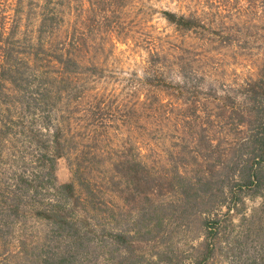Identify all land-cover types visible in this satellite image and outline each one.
<instances>
[{"label":"rangeland","instance_id":"obj_1","mask_svg":"<svg viewBox=\"0 0 264 264\" xmlns=\"http://www.w3.org/2000/svg\"><path fill=\"white\" fill-rule=\"evenodd\" d=\"M33 1L36 0H23L19 10L22 16L20 30L27 33L36 22ZM200 5L227 10L224 15L228 16L221 20L225 27L221 30L210 27L201 35L184 33L175 30L160 16L161 9L185 13L188 8L182 0H128L119 16L117 13L109 15L112 21L116 15L122 27L129 28L127 36L122 32L118 36L108 34L104 26L90 32L91 44L88 42L86 59L99 64L96 71L100 76L92 78L84 70L80 76L82 87L78 88L89 93H103L110 103L101 121L107 134V144L102 148L116 146L115 149H119L117 145H121L128 135L137 142L145 160L157 163H164L166 158L172 165L177 161V153L186 155L187 161H190V154L215 155L232 151L241 153L240 161L249 158V132L241 137L229 129L226 122L234 115L228 117L227 108L222 107L229 104L230 99L239 100L242 95L250 101L254 97L260 105V120L264 123V0H207ZM250 9L257 15L244 13ZM237 11L243 15L237 17ZM70 16L71 13L64 26L70 24ZM118 29L122 31V28ZM220 31L228 32V40H222ZM152 44L166 53L163 63L167 78L196 81L202 87H192L196 89L183 92L178 100L163 95L167 115L157 123L139 120L135 125L133 116L126 109V126L116 119L120 125L115 128V124H107L110 115L119 103L129 97L133 99L128 78L141 76L147 49ZM175 46L181 47L179 56L169 54ZM174 57H179L177 60L182 69ZM252 81H263L262 86H241ZM194 95L198 103L204 102L203 107L195 106L196 114L200 115L198 120H202L201 126L178 120L179 113L187 111V104ZM9 100L12 99L2 98L4 102ZM203 109L210 114L207 119ZM38 114L41 112L35 111L32 126L44 133ZM81 125L75 124L73 128L71 124L75 139L68 143L70 147L85 143L88 126L83 129ZM19 130L20 125L7 129L5 134L0 130L1 182L11 183L9 176L13 169H22L26 177L37 174L39 178H27L34 190L32 202L47 203L53 199L52 183L71 179L68 161L63 156L56 158L52 177L47 174L48 179L40 178L42 173L35 169L37 164L32 160L36 152L34 146L20 140ZM14 152H22L23 168L14 167L7 159V154ZM106 157L105 154L97 155L88 165L90 172H83L98 196L95 197L97 204L88 205L93 208L88 213L90 223L80 230L86 233L75 235L72 230L52 226L25 210L20 222L12 223L13 228L9 229L7 225L2 229L5 234L2 233L0 238V264H264V182L257 188L244 186L234 172L224 181L229 184V189L221 193L218 189L212 190L214 194L209 197L204 196L200 188L167 186L161 193L133 198L137 190L109 182L112 173L102 164ZM162 165L164 167L154 164L155 170L162 172L170 164ZM186 169L187 177L191 179L199 168L194 163ZM261 170L264 181V166ZM69 213V217H79L81 205L72 202ZM23 219L24 223L21 222ZM118 231L128 236L126 243L113 242V233ZM20 237L29 245L26 252L31 259L28 261L16 248V239Z\"/></svg>","mask_w":264,"mask_h":264},{"label":"trees","instance_id":"obj_2","mask_svg":"<svg viewBox=\"0 0 264 264\" xmlns=\"http://www.w3.org/2000/svg\"><path fill=\"white\" fill-rule=\"evenodd\" d=\"M22 2L23 0H0V130L4 133L7 129L19 128L20 125L18 131L20 140L34 146L36 151L32 155V160L37 164L34 166L35 169L42 173L40 178L48 179V175L52 177L54 160L63 156L68 161L71 179L52 183L53 199L47 203H34L31 199L33 189L29 179L39 176L33 174L26 177L22 169L17 171L12 167L9 176L11 183L1 182L0 179V238L2 233L5 234L2 229L7 225L9 229L13 228L12 223L20 222L25 210L52 226L72 230L71 233L75 235L82 236L86 233L80 230L81 228L84 230L90 223L88 213L93 209L90 206L97 204L95 197L98 196L94 192L96 190L89 186V179L83 176V172H90L88 165L97 155L107 156L101 162L107 165L112 173L109 182L114 185L122 183L133 191L137 190L133 198L137 195L148 197L154 195L153 193H161L167 186L177 189L200 188L202 194L209 197L214 194L212 190L218 189L221 193L224 189H229V184L224 181L234 172L241 185L257 188L264 182L261 170L264 166V123L260 120L261 109L258 101L254 97H252L253 101H250L246 95H242L239 100L230 99L229 104L222 107L227 108L228 117L234 115L228 123L226 122L229 129H233L234 133L241 137L249 132L247 136L250 141V156L243 161L239 160L241 153L232 151L215 155L190 154L188 155L190 161H187L186 155L177 153L178 155H175L177 161L172 165L166 158L164 163L152 162L144 159L143 154L139 152V145L128 135L121 145H117L119 149H115L116 146L102 148L107 144V134L106 127L101 121L104 113L109 110L110 103L103 93H89L78 87H82L80 76L83 72L91 74L92 78L100 76L96 71L100 68L97 67L98 63L86 59L91 44L90 32L94 28L98 30L99 27L104 26L108 34L113 33L117 36L119 32L126 36L129 34V28L122 27L119 17L114 15L112 21V16H109L115 13L119 16L128 0L33 1L32 4L36 7V22L30 33L20 30L22 16L19 10ZM182 2L188 8L185 13H176L168 9L160 10V16L175 30L201 35L210 30V27L220 30L225 27L221 20L223 16H228L224 15L227 10L201 7L200 3L207 0H182ZM70 13V24L64 26L65 19ZM244 13L257 15L252 9ZM240 15L242 16L243 13L237 11L236 16ZM119 27L122 31H119ZM219 34H222L220 37L223 41L228 40L227 31H220ZM173 48L174 50L169 54L179 56L181 47ZM165 57L166 53L162 49H156L154 44L147 49V58L141 76L133 75L128 78L133 99L129 97L119 103L107 124L113 123L115 128L120 124L126 126V109L133 116L135 125L139 124V120L140 122L146 120L145 122L151 124L157 123L167 115V102L162 98L163 95L178 100V96L183 92L190 93V89H196L192 87H202L196 81H172L167 78L163 63ZM174 58L177 66L182 69L180 61L177 60L179 57ZM262 82L252 81L241 86L261 87ZM4 97L12 100L4 102L2 101ZM195 97L196 95L190 98L187 111L179 113L180 123L192 122L193 126L198 124L201 126L202 120H198L200 115L196 114L195 106L199 104L203 107L201 104L204 102L198 103ZM203 110V116L207 119L210 114H207L206 109ZM35 111L41 112L38 114L42 118L41 128L46 133L32 126ZM116 119H120L121 123L117 125ZM71 124L73 128L75 124L77 126L82 124L83 129L88 126L84 135L85 143L81 146L70 147L68 144L75 139ZM140 126L143 129V125ZM206 142L209 144L208 138ZM20 153L22 152L7 154V159L13 162L14 167L23 168L25 161ZM2 156L0 152V158ZM194 163L198 164L199 169L196 171L197 175L190 179L187 177L186 168ZM154 164L158 167H164L162 164L170 165L160 172L155 170ZM72 202L81 205L82 213L80 215L78 213L79 217L67 215ZM21 222L24 223V219ZM208 228L210 230V227ZM113 237L114 243L116 241L126 243L128 236L118 231L113 233ZM15 245L24 260L31 259L26 252L29 245L23 237L16 239Z\"/></svg>","mask_w":264,"mask_h":264}]
</instances>
